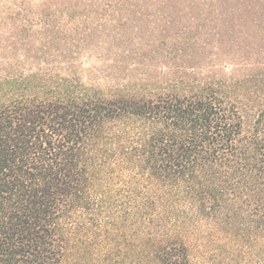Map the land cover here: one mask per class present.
I'll use <instances>...</instances> for the list:
<instances>
[{
    "label": "trees",
    "instance_id": "obj_1",
    "mask_svg": "<svg viewBox=\"0 0 264 264\" xmlns=\"http://www.w3.org/2000/svg\"><path fill=\"white\" fill-rule=\"evenodd\" d=\"M205 220L264 264V0H0V264H194Z\"/></svg>",
    "mask_w": 264,
    "mask_h": 264
},
{
    "label": "rangeland",
    "instance_id": "obj_2",
    "mask_svg": "<svg viewBox=\"0 0 264 264\" xmlns=\"http://www.w3.org/2000/svg\"><path fill=\"white\" fill-rule=\"evenodd\" d=\"M250 238L249 240L244 235L240 236L233 227L224 222L205 220L196 226L189 236L188 241L193 250V263L260 264L258 254H253V238L252 236ZM260 243L262 244V240L257 242V248ZM94 245L91 244L85 255L86 264H97V256L95 254L93 256L92 251L95 248ZM113 255L114 259H121V256L116 252Z\"/></svg>",
    "mask_w": 264,
    "mask_h": 264
}]
</instances>
